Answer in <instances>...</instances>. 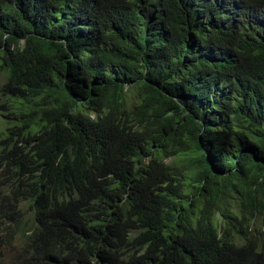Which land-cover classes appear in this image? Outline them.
<instances>
[{
  "label": "trees",
  "instance_id": "obj_1",
  "mask_svg": "<svg viewBox=\"0 0 264 264\" xmlns=\"http://www.w3.org/2000/svg\"><path fill=\"white\" fill-rule=\"evenodd\" d=\"M0 115L2 264H264V0H0Z\"/></svg>",
  "mask_w": 264,
  "mask_h": 264
},
{
  "label": "clouds",
  "instance_id": "obj_2",
  "mask_svg": "<svg viewBox=\"0 0 264 264\" xmlns=\"http://www.w3.org/2000/svg\"><path fill=\"white\" fill-rule=\"evenodd\" d=\"M0 252H1V250H0ZM10 253H11V259H12L13 249L11 247H9V246H5L4 252L3 253L1 252L4 260H10L9 259ZM2 263H3V261L0 260V264H2Z\"/></svg>",
  "mask_w": 264,
  "mask_h": 264
},
{
  "label": "rangeland",
  "instance_id": "obj_3",
  "mask_svg": "<svg viewBox=\"0 0 264 264\" xmlns=\"http://www.w3.org/2000/svg\"><path fill=\"white\" fill-rule=\"evenodd\" d=\"M1 118H2V117H1V115H0V126H1ZM170 159H171L170 157H166V158H164V161H165V162H168ZM9 259L11 260V253H10Z\"/></svg>",
  "mask_w": 264,
  "mask_h": 264
}]
</instances>
